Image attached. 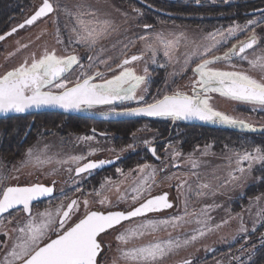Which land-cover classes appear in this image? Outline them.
<instances>
[{
    "label": "rangeland",
    "instance_id": "374dc122",
    "mask_svg": "<svg viewBox=\"0 0 264 264\" xmlns=\"http://www.w3.org/2000/svg\"><path fill=\"white\" fill-rule=\"evenodd\" d=\"M208 1L225 2V0ZM231 1L235 0H228V2ZM50 2L54 7L59 4L61 8L67 7L71 10H75V7L79 5H90L92 8L98 10V15L102 19H109L113 25L117 27V31L112 32L106 39L100 40L92 52L79 44L73 43L69 46L68 41L70 37H72L70 28L73 21H71L60 8H57V10L46 19L25 30L18 36L13 37L1 46L0 75L17 67L25 60L30 63L33 54L39 58L45 50L49 52L55 50L58 56L76 54L81 58L80 62L85 66L84 69L74 66V69L67 74L66 79L69 81V86H71L81 71L91 75L99 70L104 73V78H111V76L117 74L119 71L116 69V65L123 59L132 55H142L141 60L132 62L128 67L133 68L138 75H143V70L145 66H147L150 72V81L153 76L152 69L161 71L160 76L163 77V83L158 84L157 81L154 82L150 90V82L146 85L148 88V93L146 95L147 102L152 101L158 90L160 95L165 93L171 94V92L177 88L190 94L191 82L194 79L191 68L199 63V59L194 57L193 61L185 67V54L192 51L198 45L211 44L212 41L206 39L208 33H214L217 30H226L234 25L243 26L250 19L257 21V24L237 30L226 42L218 44L210 55L222 56L232 45L245 41L254 31L257 36V44L253 49L247 51L246 54L249 59H253L256 56H264V26L259 25L261 20L258 17L249 18L243 22H233L224 29L204 30L187 22H183L182 24L160 22L153 26L151 23L156 21V17L154 20V18L149 19L148 16L145 17L143 14L139 15L134 11V9L138 8H125L118 3V0H50ZM39 4H41V0H37L36 7L39 6ZM139 10L140 13H143L141 8ZM29 14L30 13L25 15L23 19L21 18L15 21V23H12L10 29L23 23L24 19ZM144 24H150L152 27L150 29H144ZM57 28L60 29L61 39L64 43H57ZM157 34L162 35L166 39L178 38L179 44L176 46L171 60L164 56L163 48L159 47L155 57L156 63L153 64L151 63L152 53L146 49L145 44L146 42L154 43ZM141 36H145L147 41L141 40ZM219 39L220 37H217V40ZM24 45H27V47H23ZM125 45H127V48L124 47ZM101 49H103V51H101ZM10 53L13 55H9ZM96 54H99L101 59L107 60L108 65L115 71L109 72L105 65L99 64L98 60L92 68H88V56ZM232 64L237 65V70L246 71L258 79L261 76L258 71L250 69L247 61L240 60L238 57H232L230 61H219L215 63L213 67L223 70H232ZM161 65H163V67H161ZM93 82L101 83L102 80L97 78L94 79ZM143 87L142 85L141 89H143ZM53 91H55V89H53ZM138 94H140L139 91ZM132 103L136 102L125 101L118 105L120 107L130 106ZM211 103L217 110L235 118L245 120L252 125L255 131L201 121L203 124L210 127L240 131L246 134H264V109L250 104L230 101L220 97L218 94H213ZM110 109H112V106L100 105L92 109H87L86 111L93 114H102L110 112ZM61 120L63 119L58 118V121ZM169 121L174 122L173 120ZM63 122V124L57 126L53 124L48 128L37 127L32 134V138H28V142L19 149L17 156L21 158L20 161L9 157L12 152L6 154L5 148L7 146L4 144L3 140L6 135H4V133L10 131V138H14L15 141L19 142L23 132L19 130L17 134V128L15 127L22 125L19 124L18 120H12L7 123L0 122V185L7 183V179L9 178L13 179L12 177L24 180L38 177L39 180L51 179L62 181L57 187V192L71 187L77 188L87 179L85 175L74 177L73 173L77 166L101 154H115L112 145V138L114 135L110 137H97L93 134H72L70 130L64 126L65 119ZM131 129V132L127 135L126 143H129L132 147L129 148L127 146L126 149H123L126 153H134L143 150L145 147L155 142L159 136L156 129L148 122H138L131 126ZM89 136L93 137V139H80ZM146 141L148 143H145ZM177 144L178 142H172L171 139H168L167 143H163L162 154H157L160 159L158 162L151 160L137 163L130 172L126 173V178L118 177L115 181H110L109 183H105L103 179L101 183L104 184L103 189H101L100 186V188L96 190L101 192L100 196H97L95 194L96 191L93 190L84 191L80 188V191H74L75 194L73 195V199L78 200L80 209L79 212L73 216L72 220L68 222L67 226L77 222L78 219L83 216L85 211L83 201L85 199L89 201L90 210L107 211L112 208L122 207L129 210L155 192L167 189L171 191L175 199L176 209L174 212L165 217L136 219L126 223L124 228L120 230L133 228L145 219L168 220L173 216H182L184 220L179 227H161L154 233L149 232L140 238H133L126 246L127 248H133L149 242L166 241L168 239L182 242L196 234L198 230H203L205 233L203 236H198L195 241H191L187 245L181 244V247L175 249L162 261V264H182L186 260L196 258L201 260L203 255L209 251L212 252L215 249L219 251L221 248L233 244L236 240L246 239L264 224V219H262V217H264V192L254 198L248 199L246 205L241 206L240 210L237 212L231 209L234 203L245 197L246 190L259 181L254 175V171L256 168L262 167L264 163H253L251 171L248 172V163L243 162L241 167H244L246 172L242 175L240 172L235 171L237 167V157L235 154L245 151L252 152V150H240L229 143H225L217 149H215L212 144H207L194 150L182 151ZM206 146L210 147L206 148ZM29 148H33L37 153L43 151L44 155L53 158V162L45 165L43 168H33L30 165L21 166V162L25 159L24 154ZM93 150H95L94 153ZM174 152H179L180 155L173 158ZM205 152H207L206 155L203 154ZM89 153L93 154L90 155ZM5 156L8 158H5ZM71 156H81L84 159L78 163L72 161L66 164L56 163L57 160H68ZM190 156L197 162L198 166L196 168L192 167V163L189 160ZM145 164L151 167L141 173L139 166ZM14 169H19V171H15ZM153 169H155L154 176H150L147 181V183L151 185V191L145 192L142 198L133 204L131 200V189L144 177L149 176ZM193 173H195V175ZM229 173L240 177V179L235 181L231 180ZM204 183H207L209 188L201 189L199 187ZM178 185H182V187L178 188ZM117 188H119V191H117ZM198 192H203V195H198ZM125 193L128 194L125 199H118L120 195ZM104 197H107L108 203L106 205H101L98 201ZM257 197L260 199L257 200ZM61 198L62 197L59 196L56 197L54 200L46 203L44 207L54 210L57 205L63 202ZM57 200L60 201L57 202ZM43 211V209L40 211L33 210L31 215L36 217L38 221L39 216L37 214ZM185 213H187V215H185ZM29 218V216L14 213L13 215H6L0 219V236L4 238V240L1 241L0 264H5L7 253L11 250L13 244L17 242V237L21 235L18 231L13 230L22 227ZM198 221H206V225L204 223H198ZM225 221H227V223H224ZM242 222L244 228L247 230L246 232L240 231ZM216 225H220V227H216ZM254 226L255 231H253ZM209 229L211 230L209 231ZM117 232L118 231L113 232L112 235L115 236ZM5 233H7V235H5ZM52 235L53 234H50V237ZM111 241L116 243L113 239ZM117 244L118 243H116V246ZM244 252L245 249L236 253L218 254L212 260L204 262L203 264H233ZM7 259L11 260V257H7ZM248 260H250V258H248Z\"/></svg>",
    "mask_w": 264,
    "mask_h": 264
},
{
    "label": "snow or ice",
    "instance_id": "6c2138e0",
    "mask_svg": "<svg viewBox=\"0 0 264 264\" xmlns=\"http://www.w3.org/2000/svg\"><path fill=\"white\" fill-rule=\"evenodd\" d=\"M196 2L199 3L200 0H196ZM227 2L228 0H225V3ZM57 8H60L73 21L70 32L74 38L70 37L69 46L73 43L79 44L92 52L100 40L106 39L112 32L117 31V27L109 19H102L98 15V10L90 5H79L75 7V10H71L67 7L61 8L59 4L54 7L50 0H42L34 14L18 27L23 28L25 24L31 25L39 18L53 13ZM134 11L142 15L139 9H134ZM256 11H260L261 15L264 16V9H256ZM255 24H257V21L250 19L243 26L234 25L226 30L208 33L206 39L211 40V44L198 45L185 54V67L193 61L194 57L199 59V63L191 68L194 77L191 82V93H186L177 88L171 94L160 95L158 90L151 102L146 100L148 93L146 85L150 82L149 68L145 66L144 74L138 75L133 68L128 67L132 62L141 60L142 55H132L123 59L116 65V69L119 71L111 78H104V73L99 70L91 75L81 71L75 82L69 86V81L66 79L67 74L74 69V66H78L80 69L85 67L80 62L81 58L79 56L76 54L58 56L55 50L51 52L45 50L39 58L33 54L30 63L25 60L17 67L0 75V113H24L29 109L41 107H58L65 111H83L99 105H114L118 102L133 101L139 106L126 107L119 111L113 107L110 112L102 113V115H143L168 118L173 121L198 120L255 131L252 125L245 120L227 115L217 110L211 103L213 94H218L230 101L250 104L264 109V56L249 59L246 54V49H252L257 42L255 32L253 31L245 41L232 45L222 56L210 55L218 44L226 42L237 30ZM143 27L144 29H150L152 25L144 24ZM16 31L17 28H13L11 32L0 35V40H4L5 36ZM217 37H220V39L217 40ZM56 38L57 43H64L59 28L56 31ZM140 39L147 41L145 36H141ZM178 44V38L166 39L157 34L155 42H146L145 47L152 53L151 63L155 64L156 52L159 47L163 48L164 56L171 60ZM23 47H27V45ZM124 47L127 48V45ZM9 55L13 54L10 53ZM232 57L247 61L251 70L258 71L261 74L260 78L258 79L246 71L237 70L235 64L231 65L232 70L213 67L215 63L230 61ZM97 60L99 64L105 65L109 72L115 71L108 65L107 60L99 57V54L88 56L89 63L87 67L92 68ZM97 78L102 82H93ZM142 85L144 86L143 89H141ZM138 91L140 94H138ZM80 139L91 140L93 137H82ZM128 147L131 148L132 145H128ZM149 151L154 156L156 155L155 149L149 148ZM203 154L206 155L207 152ZM24 155L25 159L21 162V166L30 165L33 168H43L53 162L52 157L44 155L43 151L37 153L33 148H29ZM179 155V152H174L173 158ZM235 155L237 157L235 171L240 172L242 175L246 172V169L241 167L243 162L248 163V172L251 171L253 163H264V149L261 147H255L252 152L245 151ZM82 159L84 158L81 156H71L68 160H57L56 163L66 164L69 161L78 163ZM189 160L193 168L198 166L191 156ZM108 163H112V161H88L82 166H77L75 172L77 175L90 174L92 170L101 168ZM150 167V165L145 164L139 166V170L143 173ZM14 170L19 171V169ZM116 171L123 174L119 168ZM154 173L155 169L131 189L133 204L141 199L145 192L151 191V185L147 181L150 176H154ZM193 174L195 175V173ZM229 176L233 181L240 179L232 173H229ZM12 178L17 179V177ZM260 179H264V177ZM109 182L110 178H105V183ZM54 185L55 181H52L51 186L33 183L22 187L5 186L0 190V214L22 205L23 211L30 217L22 227L13 230L18 231L21 235L17 237V242L13 244L11 250L7 253V257H11V260L6 257L5 264H17V262L19 264H100L99 256L102 254V244L98 241V237L101 233H106L107 230L114 229L122 222L130 221L132 218L144 217L148 213L173 207L168 200L167 193L144 199L143 203L127 211L102 212L90 210L89 201L85 199L83 201L85 210L83 216L77 222L67 226L68 222L80 209L78 200L73 199L67 203L66 207L62 202L54 210L49 208L39 212L37 214L39 220L37 221L36 217L31 215L30 206L33 201L51 197L54 192ZM103 187L104 184L101 185V189ZM179 187H182V185H178ZM199 187L207 189L209 185L204 183ZM77 191H80V189L77 188ZM117 191H119V188H117ZM95 194L100 196L101 192L96 191ZM197 194L203 195V192ZM127 195V193L122 194L118 199L123 200ZM256 199L259 200L260 198L257 197ZM98 202L101 205H106L108 203L107 197L100 199ZM183 220L182 216H173L168 220L145 219L135 227L120 232L115 237L118 245H120L117 249L120 258L125 264H162V261L175 249L181 247V244L187 245L191 241H195L198 236L205 234L204 231L198 230L196 234L182 242L168 239L166 241L149 242L133 248H127L126 246L133 238H140L149 232L154 233L161 227L172 226L177 228ZM198 223L206 225V221H198ZM224 223H227V221ZM216 227H220V225H216ZM240 231H247L243 226V222ZM253 231H255V226ZM50 234H54L55 238L52 239ZM114 264H116L115 261ZM183 264H192V262L186 260Z\"/></svg>",
    "mask_w": 264,
    "mask_h": 264
},
{
    "label": "flooded vegetation",
    "instance_id": "af4514ba",
    "mask_svg": "<svg viewBox=\"0 0 264 264\" xmlns=\"http://www.w3.org/2000/svg\"><path fill=\"white\" fill-rule=\"evenodd\" d=\"M36 2H37V0H5V4H4L3 0L2 1L0 0V14L2 16H4L3 12H6L8 14V17L5 20V23H3V26L0 28V35H4L6 32H8L10 30V26L12 23H15V21H17L21 18L23 19V17L25 15H27L28 13H30V14L33 13L38 8V6L36 7ZM6 21H7V23H6ZM24 31L25 30L16 32L13 35H11L9 38L2 41L0 43V53L2 51L1 46L3 44H5L9 40H11L13 37L18 36L19 34L23 33ZM152 73H153V76H152V79L149 83V90L152 87L154 82L157 81L158 84L163 83V81H162L163 77L160 76L161 71H158L156 69H152ZM149 93H150V91H149ZM148 97H149V94H148ZM146 100H147V98H146ZM137 106H139L137 103H132L130 106H122V107L114 104V105H112V108L115 107L117 109V111H119V110L126 108V107H137ZM44 114L60 115L63 120L65 119V123L69 120L76 121L77 123H79L80 129L76 128V132L70 131V133H72V134H76V135L93 134L97 137H110V136L114 135V137L112 138L113 139L112 145H113V150L115 151V154L114 155L101 154V155L94 157L93 159L89 160V161L106 160V161H112V163H108V164H105L101 168L94 169L91 171L90 174L89 173H82L80 175H76V172L74 171V173H73L74 177H80L83 175L87 176L86 181L84 183H81L78 186L79 189L82 188L84 191H92V190L96 191L98 188H100V186L102 185L101 184L102 180L103 179L105 180V178H110V181H115L118 177H125L126 178V173L130 172L132 170V168L134 167V165L137 163H141L143 161H151V160L158 162L160 159L157 158L158 157L157 154L158 153L162 154L163 143L168 142V140L162 139V138L160 139V137L158 136V138H157V140H155V142H153L149 146L145 147L143 150L136 151L134 153L133 152L126 153L125 151H123V149H126V147L129 145V143H126V126L132 120L107 122V121H96V120H92V119L78 118V117H73V116H66V115L59 114V113H40V114H32V115H26V116H20V117L0 118L1 123H7V122L12 121V120H18L20 125H22L23 123H27V125L23 129H21V126L15 127V128H17V134H18L19 130L20 131L23 130V134H22L19 142L15 141L14 138H10V135H9L10 131H6L4 133V135L6 134L4 136V140H3L4 144L7 146L5 148L6 154H9L10 152H12V153H10L11 155H9L10 158L18 159V161H20L21 158L17 156L19 153V149L24 144H26L28 142V140H29L28 138H30V137L32 138V132H33V129H35V123ZM63 120H61V121L63 122ZM133 120H141V119H133ZM142 120H143L142 122H148V123L152 124L151 122H149L150 120H146V119H142ZM179 122H181V121L177 120V121L172 122V123H176L174 125L175 129L178 128ZM12 129H14V128H12ZM118 129H120L121 131L118 132L117 131ZM172 142H176V143L178 142V144H177L178 146L180 144V140H177V139L172 140ZM149 148L155 149V151H156L155 157H152L150 155ZM179 149H180V146H179ZM5 158H8V157L5 156ZM85 163H87V162H85ZM83 164H81L79 166H82ZM117 168L121 169L123 174L118 173L116 171ZM52 181H55L53 196L47 200L33 204L32 208H31V214H32L33 210H39V211L42 209L45 210L46 207H44V205L46 203H48L49 201L54 200L58 196L62 197L61 200H63L64 205L66 207L67 203H69L71 200H73V197H74L73 195L75 194L74 191H76L78 187L77 188L71 187V188H68L66 190H62V191L57 192L58 185H60L62 183V181L60 182L59 180H51V179L39 180L38 177H33L30 180H24V179H15L14 180V179L9 178V179H7V183L0 185V190H2V187H5V186H21L22 187V186H28V185L33 184V183H42V184H45L47 186H50V185H52ZM262 192H264V191H262ZM262 192H260V193H262ZM164 193L168 194V200L173 205V207L169 208V209H163L164 211H160L159 213L149 215L148 217H162V216L165 217V216H168L170 213L175 211L176 203H175V199H174V196L171 193V191H169L167 189H163L160 192H155L154 194H152L149 197L161 195ZM260 193H258L257 195H259ZM257 195H255L254 197H256ZM254 197H251V198H254ZM251 198H247L246 203H247L248 199H251ZM242 199L243 198H241L239 201L234 203V205L232 206L231 209L234 212H237L238 210H240L241 206L246 205V203L244 205L240 204V201ZM59 201L57 200V202H59ZM52 203H54V202H52ZM136 206H134V207H136ZM118 210L127 211L126 208H124V207L112 208V209L107 210V211H118ZM107 211L104 210L102 212H107ZM14 213L25 215L23 208L12 211V212L8 213L7 215H10V214L13 215ZM145 218H147V217H145ZM126 223H129V222H124L121 225H119L117 228H114L110 231H107L106 233L99 236L98 241L101 242V244H102V254L99 256L100 264H114V261L116 262V264H125V262L120 258L119 252L117 251V249L120 245L117 244V246H116L117 241H116L115 237L117 234H119L120 232H123L125 230V229L124 230H120V229H123L124 226L126 225ZM116 231H118L117 234H115V236H113L112 235L113 232H116ZM54 236L55 235L53 234L51 237H54ZM112 239L115 240L116 243H113L111 241ZM2 240H4V238H2L0 236V248L2 247V242H1ZM243 240H245V241H243ZM243 240H236L233 244H231L225 248H221V250H219V251H216V249L213 250L212 252L209 251L208 253L203 255L201 260L199 258L198 259L196 258V259H192V260H188V261H191L192 264H203L204 262H208V261L212 260L218 254H226V253H231V252L236 253L238 251H243V249H245V252L243 253V255L239 259H237L236 262H233V264H264V224L261 227H259L253 234H251L248 238L243 239ZM115 247H116V249H115ZM248 258H250V260H248Z\"/></svg>",
    "mask_w": 264,
    "mask_h": 264
},
{
    "label": "trees",
    "instance_id": "16d2710c",
    "mask_svg": "<svg viewBox=\"0 0 264 264\" xmlns=\"http://www.w3.org/2000/svg\"><path fill=\"white\" fill-rule=\"evenodd\" d=\"M3 3L5 4V0H3ZM118 3L128 9L141 8L143 10L142 14L145 17L148 16L149 19L154 18L155 20L156 17V21L151 23L153 26L160 22L175 24L187 22L204 30H213L224 29L233 22H243L253 17L260 18L259 25L264 26V16L261 15L260 11H256V9H264V0H235L227 3L224 1L210 2L208 0H200L199 3L187 0H118ZM3 14L4 16L0 14V28L8 17L6 12H3ZM58 118H61V116L44 114L35 123V129L37 127L48 128L53 124L55 126L63 124V122L58 121ZM142 121V119L132 120L126 126V138L132 130L131 126ZM149 122L158 132L160 139L180 140L179 146L182 151L194 150L207 144H212L217 149L225 143H229L240 150H253L255 147L264 149V134H246L196 122H179L177 129L174 128L176 123L168 120L155 119ZM25 126L26 123H23L21 129ZM64 126L74 132H76V128L80 129V124L71 120L67 121ZM35 129H33V132ZM117 131L121 130L118 129ZM254 175L259 179V182L246 190L245 197L240 201V204L244 205L247 198L254 197L264 191V179H260L264 177V165L256 168Z\"/></svg>",
    "mask_w": 264,
    "mask_h": 264
},
{
    "label": "water",
    "instance_id": "95a60500",
    "mask_svg": "<svg viewBox=\"0 0 264 264\" xmlns=\"http://www.w3.org/2000/svg\"><path fill=\"white\" fill-rule=\"evenodd\" d=\"M167 1H171V0H167ZM41 3H42V0H41ZM36 11V10H35ZM34 11V12H35ZM29 14L25 19H29L33 14ZM52 13H50L49 15L45 16V17H42V18H39L37 21L33 22V24L31 25H27L25 24L23 28H19L18 26L14 27V28H17V31L16 32H19V31H23V30H27L31 27H33L34 25L40 23L41 21H43L44 19H46L48 16H50ZM21 24H24L21 23ZM20 24V25H21ZM12 29H10L8 32L6 33H9L11 32ZM14 32V33H16ZM14 33H12L11 35H13ZM5 35V34H4ZM11 35H7L5 36V39L9 38ZM4 39V40H5ZM4 40H0V43ZM257 44V42H256ZM256 44L253 46V48L256 46ZM252 48V49H253ZM251 49H246V52L249 51ZM119 102L115 105H118ZM100 106V105H99ZM104 106V105H103ZM106 106H109V105H106ZM112 106V105H110ZM40 113H59V114H63V115H66V116H73V117H78V118H84V119H92V120H96V121H107V122H116V121H123V120H133V119H146V120H155V119H160V120H171V119H168V118H160V117H148V116H143V115H140V116H113V115H102V114H93L91 112H87L86 110H83V111H72V110H69V111H65L64 109H61V108H58V107H41V108H32V109H29L27 110L26 112L24 113H0V118H9V117H20V116H26V115H32V114H40ZM178 121H181V122H184V123H192V122H196V123H202L201 121H198V120H190V121H185V120H178ZM203 124V123H202ZM153 149V148H152ZM150 152V151H149ZM150 155L152 157H155L152 152H150ZM77 175V174H76ZM51 186V185H50ZM54 193V192H53ZM53 196V195H52ZM51 196V197H52ZM50 197H47V198H41L40 200H37V201H33L32 204H31V208H32V205L35 204V203H38V202H41V201H44V200H47L49 199ZM150 198V197H149ZM143 203V202H141ZM140 204V203H139ZM138 204V205H139ZM137 205V206H138ZM20 208H23L22 205H18L15 209H10L8 212L6 213H3V214H0V219L7 215L8 213L12 212V211H15L17 209H20ZM131 210V209H130ZM161 211H164V210H161ZM160 212V211H159ZM159 212H152V213H148L146 216L144 217H136V218H132L130 221H133V220H136V219H142V218H145V217H148L149 215H153V214H156V213H159ZM25 213V212H24ZM25 216H29L28 214L25 213ZM130 221H124V222H130ZM122 222V223H124ZM119 226V225H118ZM118 226H116L115 228H117ZM112 229H109L107 231H110ZM106 231V232H107ZM104 234V233H101L100 236ZM52 239L55 238L54 237H51ZM99 238V237H98ZM19 264V262L17 263Z\"/></svg>",
    "mask_w": 264,
    "mask_h": 264
}]
</instances>
